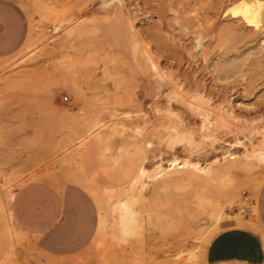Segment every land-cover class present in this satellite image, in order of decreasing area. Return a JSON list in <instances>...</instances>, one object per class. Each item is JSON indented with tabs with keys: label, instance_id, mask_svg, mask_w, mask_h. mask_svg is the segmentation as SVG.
Here are the masks:
<instances>
[{
	"label": "rangeland",
	"instance_id": "1",
	"mask_svg": "<svg viewBox=\"0 0 264 264\" xmlns=\"http://www.w3.org/2000/svg\"><path fill=\"white\" fill-rule=\"evenodd\" d=\"M9 1L25 29L17 49L0 54V264L8 256L13 264H250L209 262L206 249L232 225L264 241V163L245 164L264 141V42L249 48L241 39L264 24V4L241 32L229 25L241 23L242 0ZM98 117L110 153L69 162L77 145L64 147L67 136ZM175 158L187 166L170 169ZM138 163L150 176L143 196L129 177ZM158 165L171 174L155 175ZM194 166L203 170L190 178ZM32 184L53 189L65 206L74 191L87 202L94 226L100 218L89 246L48 257L17 228L11 197ZM120 201L139 232L112 241Z\"/></svg>",
	"mask_w": 264,
	"mask_h": 264
},
{
	"label": "crops",
	"instance_id": "2",
	"mask_svg": "<svg viewBox=\"0 0 264 264\" xmlns=\"http://www.w3.org/2000/svg\"><path fill=\"white\" fill-rule=\"evenodd\" d=\"M24 15L9 0H0V54L16 50L24 39ZM69 210V212H68ZM259 227L264 232V182L257 197ZM10 212L15 224L38 240V248L48 257H61L89 246L99 224L94 226L87 202L75 191L64 200L44 185L32 184L14 193ZM66 216V221L64 217ZM209 262H264V241L259 232L234 225L218 233L208 244ZM41 264H47L41 259Z\"/></svg>",
	"mask_w": 264,
	"mask_h": 264
},
{
	"label": "bare ground",
	"instance_id": "3",
	"mask_svg": "<svg viewBox=\"0 0 264 264\" xmlns=\"http://www.w3.org/2000/svg\"><path fill=\"white\" fill-rule=\"evenodd\" d=\"M106 3V2H105ZM264 3H263V0H242V2H241V12H242V18L241 19H238L239 21L241 20V23L239 22V24H237V25H234V23H233V26H232V24L231 25H229L231 28L233 27V28H241L242 26H244L245 24H247V23H249L253 18H254V16L256 15V13L257 12H259V10H260V8L262 7V5H263ZM264 6V5H263ZM224 15V14H223ZM223 17V16H222ZM225 19V18H224ZM234 20V19H233ZM233 20H232V22H233ZM237 20V19H236ZM235 20V21H236ZM237 20V21H238ZM222 21V20H221ZM230 21V20H229ZM228 23H231V21L230 22H228ZM227 23V24H228ZM237 23V22H236ZM244 24V25H243ZM248 25V24H247ZM239 28V29H240ZM244 28H246V27H244ZM244 28L242 29V30H244ZM80 29H81V25L79 24V25H77V26H75L70 32H69V35H72L74 32H76L77 30H79L80 31ZM240 29V31L242 32V30ZM249 29V28H248ZM246 30L245 31V33L243 32L242 34H243V37L244 38H242V36H241V39H243V40H245V42H246V44L248 43V47L249 46H252L253 47V45H254V43L255 42H257V43H262L263 44V42H264V24L263 25H261L259 28H255V29H253L254 31H252V32H248L249 30ZM251 31V30H250ZM241 32H239L240 34H241ZM240 39V40H241ZM242 40V41H243ZM245 42H243V44L245 43ZM236 43H240V44H242L241 42H237L236 41ZM249 43H252V44H250L249 45ZM259 44V45H260ZM245 45V44H244ZM244 45H242V47H245L244 49H246V46H244ZM258 45V46H259ZM201 49L203 48L202 46H199ZM234 47V46H233ZM250 48V47H249ZM254 48H256L255 47V45H254ZM254 48H251V50L252 49H254ZM239 50H240V48H238ZM226 50V49H225ZM239 50H237V52L239 51ZM240 52V51H239ZM246 52V51H245ZM223 55V54H222ZM239 55H241L240 53H239ZM225 56V55H224ZM220 57H223V56H221V54H220ZM232 57V56H231ZM264 58V57H263ZM20 76V75H19ZM17 77V76H16ZM22 79H23V77H21ZM21 79V80H22ZM63 83H65V82H63ZM70 83H72L71 85H77V83L75 82V80H71V82ZM67 85V84H66ZM69 85V84H68ZM76 87V86H75ZM100 117V116H99ZM98 117V118H99ZM95 118V117H94ZM101 118V117H100ZM99 118V119H100ZM74 123H75V121H73ZM72 122V123H73ZM88 123H85L84 121H82V122H80V130L79 131H77L76 133H73V137H70V136H67V138H66V140H65V144H64V147H66V146H70V145H77L76 146V148H75V150H74V152H72V153H70L69 155H68V159H69V162H70V160L71 161H73L74 163H75V161H76V159H81V158H83V157H85V156H90L92 153H95V155H101V156H103L101 153H102V150L103 149H105L104 151H105V153H110V152H107L106 150H110L111 148H112V146H109L108 144H107V142H108V140H109V137L108 136H105V132H106V130H104V127H105V124L103 123L102 124V121H101V119L100 120H97V119H95V121H93V122H91V120H89V121H87ZM71 123V122H70ZM117 124H114V125H112L113 127H111V128H114V126H116ZM68 126H70V124L68 125ZM78 126V125H77ZM108 126V125H107ZM107 126H106V129H107ZM110 128V127H109ZM76 129H77V127H76ZM69 130V129H68ZM78 130V129H77ZM117 130V129H116ZM73 132H75V131H73ZM114 134H116V133H114ZM70 135V134H69ZM72 136V135H71ZM110 139H112V137H110ZM63 140V141H64ZM104 141H106V143H104ZM112 142V144H113V141H111ZM105 144L107 145V146H105ZM119 149V148H118ZM122 150V149H121ZM103 151V152H104ZM112 151V150H111ZM122 151H124V149L122 150ZM118 152H119V150H118ZM123 153V152H122ZM124 153H126L125 151H124ZM120 155V154H119ZM122 156H123V154H122ZM124 156H125V154H124ZM120 158H121V155H120ZM126 158V157H125ZM245 158H246V160H245V164L247 165V163L249 164V162H250V160L251 159H253V158H255L256 160H258L259 162H262V163H264V141L260 144V146L258 147V149H256L253 153H246V155H245ZM87 159V158H86ZM118 159V158H117ZM124 159V158H123ZM84 160V159H83ZM125 160V159H124ZM115 161H116V159H115ZM224 161H225V159H224ZM226 161H227V158H226ZM234 161V160H233ZM232 161V162H233ZM120 162H121V160H120ZM122 162H123V160H122ZM231 162V163H232ZM116 163H117V161H116ZM190 163V162H189ZM236 163H238V162H236ZM193 164V163H192ZM220 164V163H219ZM252 164V163H251ZM130 165V164H129ZM210 165V164H209ZM224 165V164H223ZM170 166V169H174V170H177V167H186L187 165H186V163H184L183 165H180V163L178 162V159H173L172 161H171V164L169 165ZM250 166V165H249ZM229 167H231V166H229ZM236 165H235V169H236ZM135 168V167H134ZM157 168V169H156ZM155 168V170L156 171H154L155 173V175H157V174H161V175H167V176H169V174H171V172H170V169L169 170H164L163 169V166L162 165H158V167H156ZM188 168H190V166H188ZM207 168V167H206ZM220 168H222V167H220V166H215V167H210L209 166V168L206 170V172L207 173H209V174H214L215 176H221L220 175V173H223V172H221L220 171ZM251 168V167H250ZM131 169V168H130ZM130 169H129V171H130ZM166 169V168H165ZM168 169V168H167ZM194 169H195V171L194 170H191V171H188V172H186V175L188 176V177H192V176H194V175H199V174H197L196 172L199 170H203L201 167H199V166H194ZM251 169H253V168H251ZM222 170H224V169H222ZM132 171V170H131ZM225 171H227V170H225ZM233 171H235V170H233ZM254 171V170H253ZM79 172V171H78ZM202 172V171H201ZM230 172V171H229ZM183 173V172H182ZM227 173V172H226ZM238 173H240V170H239V172ZM184 174V173H183ZM224 174H225V172H224ZM229 174V173H228ZM236 174V173H235ZM234 174V175H235ZM85 175V174H84ZM123 175V174H122ZM121 175V176H122ZM146 175H148L147 174V171H146V169H145V167L142 165V164H139L138 163V165H137V169L135 168V170H134V173L132 174V175H130L129 177L131 178V180L133 181L131 184H137V183H140L141 184V189L139 190V191H143L144 189H145V183H144V181H143V178L146 176ZM179 175V174H178ZM231 175V174H230ZM238 175V174H237ZM149 176V175H148ZM164 176H162V178L164 177ZM166 176V177H167ZM180 176V175H179ZM178 176V177H179ZM181 176H182V174H181ZM186 176V177H187ZM233 176V175H232ZM40 177V176H39ZM46 177V176H45ZM150 177V176H149ZM153 177H156V176H153ZM153 177H152V179H153ZM148 178V177H147ZM159 178V177H158ZM173 178V177H172ZM176 178H177V176H176ZM209 178V177H208ZM225 178V177H224ZM238 178H241V177H238ZM237 178V179H238ZM160 179V178H159ZM164 179V178H163ZM162 179V180H163ZM168 179V178H167ZM170 180H171V177L169 178ZM180 179V178H179ZM90 180V179H89ZM130 180V181H131ZM155 180V179H154ZM165 180H166V178H165ZM195 180H197V178L195 179ZM213 180H214V178H213ZM227 180V179H226ZM240 180V179H239ZM91 181V180H90ZM156 181V180H155ZM159 181V180H158ZM200 181H202V180H200ZM200 181H198V182H200ZM211 181V180H210ZM228 181H231V180H228ZM165 182V181H164ZM205 182V181H204ZM203 182V183H204ZM208 182V181H207ZM214 183H215V181H213ZM212 182V183H213ZM217 182V181H216ZM233 182V181H232ZM237 182V181H236ZM89 183H91V182H89ZM148 183V182H147ZM150 183V182H149ZM155 183H157V182H155ZM168 183V182H167ZM188 183V182H187ZM227 183V182H226ZM228 183H230V182H228ZM237 183H241V182H237ZM199 184H201V182L199 183ZM218 184V183H217ZM224 184V183H223ZM222 184V185H223ZM231 184V183H230ZM233 184V183H232ZM134 185H133V187H134ZM152 185H154L153 187H155V184H152ZM162 185H163V182H162ZM166 185H168V184H166ZM221 185V184H220ZM219 185V186H220ZM227 185H229V184H227ZM233 185H235V184H233ZM232 185V186H233ZM169 186V185H168ZM203 186V185H202ZM205 186V185H204ZM196 187V186H195ZM194 187V188H195ZM221 187V186H220ZM238 187V186H237ZM94 188V187H93ZM167 188V187H166ZM208 188V187H207ZM197 189V188H196ZM200 189H201V187H200ZM222 189V188H221ZM230 189V188H229ZM234 189V188H233ZM162 190V189H161ZM199 189H197V191H198ZM219 191H220V188L218 189ZM97 191V190H96ZM155 191V190H154ZM164 191V190H163ZM200 191V190H199ZM240 191V190H239ZM205 192V191H204ZM232 192H234V191H232ZM97 193H99V192H97ZM139 194H140V192H138ZM198 193V192H197ZM257 193H258V191H257ZM138 194V195H139ZM155 194V193H154ZM154 194H152V195H154ZM196 194V193H195ZM232 194V193H231ZM230 194V195H231ZM236 194V193H235ZM141 195V194H140ZM203 195V194H202ZM98 196V195H97ZM142 196H143V192H142ZM141 196V197H142ZM199 196V195H198ZM198 196H197V198H198ZM234 196V195H233ZM140 197V198H141ZM200 197L202 198V196L200 195ZM236 197V196H235ZM7 198V197H6ZM13 198V196L11 197V199ZM139 198V197H138ZM150 198V197H149ZM154 198V197H153ZM148 199V198H147ZM7 200V199H6ZM141 200V199H140ZM117 205H119V209H120V219H119V222H118V226H117V229H115L116 231H113L112 233H111V239H112V241H114L115 239H118V238H125V237H127V236H133V235H137L138 234V232H139V226H138V220H137V218H136V216H135V212H134V210L132 209V207L131 206H129L128 204H127V202L126 201H120V202H118L117 203ZM204 209V208H203ZM163 212V211H162ZM10 217L12 218V215H11V212H10ZM13 219V218H12ZM138 219H141V218H138ZM219 220V219H218ZM141 222H142V220H141ZM15 223V222H14ZM16 225V224H15ZM17 226V225H16ZM140 226H142V225H140ZM17 228L19 229V230H21L18 226H17ZM141 230V229H140ZM142 230H143V228H142ZM141 230V231H142ZM22 231V230H21ZM23 232V231H22ZM97 233H99V232H97ZM212 238V237H211ZM209 240H207V242H208ZM210 242V241H209ZM105 244L106 243H104L103 245L105 246ZM113 244V243H112ZM102 245V246H103ZM101 246V247H102ZM106 246H108V245H106ZM110 246H111V244H110ZM109 247V246H108ZM105 248V247H104ZM110 249V248H109ZM109 249H108V251H107V248H106V253L105 254H107L108 252H109ZM105 250V249H104ZM12 251V250H11ZM11 254V253H10ZM12 255V254H11ZM102 255H103V253H102ZM101 255V256H102ZM7 256V255H6ZM14 257H15V255H14ZM99 257V256H98ZM101 259H104V257H102ZM15 262V259L13 258V257H10V256H8V257H4V259L2 260V262H1V264H13Z\"/></svg>",
	"mask_w": 264,
	"mask_h": 264
}]
</instances>
